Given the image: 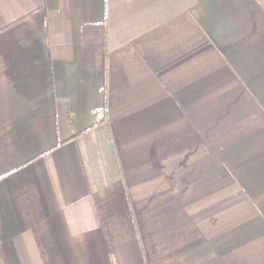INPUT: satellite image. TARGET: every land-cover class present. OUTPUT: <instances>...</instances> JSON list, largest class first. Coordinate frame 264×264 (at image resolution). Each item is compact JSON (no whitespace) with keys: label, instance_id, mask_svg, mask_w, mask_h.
Returning <instances> with one entry per match:
<instances>
[{"label":"crops","instance_id":"crops-1","mask_svg":"<svg viewBox=\"0 0 264 264\" xmlns=\"http://www.w3.org/2000/svg\"><path fill=\"white\" fill-rule=\"evenodd\" d=\"M0 264H264V0H0Z\"/></svg>","mask_w":264,"mask_h":264},{"label":"built area","instance_id":"built-area-1","mask_svg":"<svg viewBox=\"0 0 264 264\" xmlns=\"http://www.w3.org/2000/svg\"><path fill=\"white\" fill-rule=\"evenodd\" d=\"M94 113L98 121L104 119V110L102 108H96Z\"/></svg>","mask_w":264,"mask_h":264}]
</instances>
